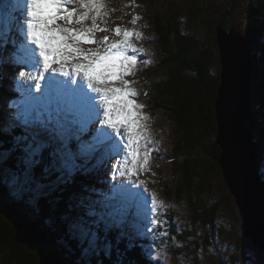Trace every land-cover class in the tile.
Instances as JSON below:
<instances>
[{"label": "trees", "instance_id": "16d2710c", "mask_svg": "<svg viewBox=\"0 0 264 264\" xmlns=\"http://www.w3.org/2000/svg\"><path fill=\"white\" fill-rule=\"evenodd\" d=\"M149 1L154 5H148L147 3ZM168 1L171 3V8L165 10V7L162 8V5L160 7L158 0H144L147 21L150 25L153 21L155 25L154 28L157 26L158 29L155 31L158 34L157 42L158 46H160L158 49V68H161V72L159 71L160 73L156 75V78H154V76L158 71L150 74L152 77L151 79L154 80L152 81L146 96H150V103L153 107L164 110L169 117L170 127L173 133V136L170 135L171 143H173L172 160L175 168L173 172L181 174L184 172L183 167L190 165L189 171L198 172L199 174L200 169L202 175H206L207 173H211L212 168L215 166L218 174L222 176L218 164L221 149L216 141L218 126L214 105L218 92L217 89L221 84V69L216 67V61L219 57L217 56V58H215L214 56V59H212L207 55L215 54L212 50V47L215 46V44L209 45L208 42L204 40L202 41V36H215V39H213L215 43H217L216 31L210 29L211 23H208L209 19L216 21L214 2L218 7L234 9L231 11V19H234L233 14L234 11L237 12V9L235 5H227L220 0H187L186 2L181 0ZM177 1H179V3ZM232 1L238 3L241 7L242 0ZM251 1L252 0H250V2ZM258 1L259 0H256L254 2L256 3ZM184 4H186V7H184ZM249 6L253 9L252 5L249 4ZM120 7L122 9L121 16L130 11V8L127 6L121 4ZM189 8L192 9H190L188 19H185L180 11L184 9V11L188 13ZM244 8L247 9L246 6ZM254 9L252 10L253 13ZM184 20H187L186 24L181 22ZM100 21L101 18L99 19V24ZM247 21V24H249L247 27L258 30V36L255 37L259 39V41L256 43L255 38L252 39V42L249 38L248 40L251 44V53L253 54V66L251 70L252 78L256 77V72H258V76L261 75L262 77L260 81L259 78H257L255 80L257 82H254L255 87L252 89L253 99L254 96H256L257 103H260V109H264V72L262 71L264 68V54L260 55V52L264 51V40H260L259 38L264 31V21L261 23H253L251 20ZM106 22L107 21H104V23ZM219 24H225V22L221 21ZM250 29L247 30L249 32L247 36H250ZM217 51H219V46H217ZM6 57L8 58V56ZM255 65L258 67L256 68ZM198 67H201L202 69L200 70L205 71V73H200L199 70L197 71ZM170 68L171 71L169 73L165 72ZM187 70H191L196 76H193V79H190L191 77L187 74ZM144 78L148 80V82L150 81L148 76ZM252 103L254 105V100ZM253 113L255 114L254 111ZM256 114L259 115V111ZM262 117V122L264 124V112ZM255 119L256 117L253 118L250 124L251 127L253 126ZM258 125H260V129H258L259 132H256L255 134L264 136L262 123H259ZM4 132L7 131L2 127V114L0 113V141L3 144L13 142L11 149H5V152L9 150L14 152V141L16 137L14 130L9 128V132H7L8 137L4 136ZM18 134L19 131L16 132V135ZM259 141L260 143L263 142V140ZM212 149L214 151L210 152ZM90 152L91 151L88 150V152L83 153L85 156H88ZM209 152L210 154H208ZM208 155L211 156L212 159H210ZM259 159H261L260 155ZM178 161H182L183 167L178 164ZM2 163L3 161H0V164ZM81 164L83 165V169L78 173H74L75 187L71 186L73 188V193L75 192L76 186H81V182H85L86 185H93L92 183L97 184L98 182L95 177H92L87 173V171L90 170H85L87 168L84 166L83 162H81ZM8 171L12 172L9 168L0 167V261L2 263L71 264L72 262L73 264H123L122 261H126L128 255L133 256L129 253L134 252L142 255V251L145 250V247L151 248L152 250H150V254L148 253L152 256V260L149 261V264H157V262L163 264L161 261V258L163 259V257L167 261H170L171 258L172 260L175 259L173 255H167L166 249L168 245L166 240L163 242V237H165L164 232L158 246L154 247L155 238L153 236H155V234L152 236L151 233L147 232L148 223L146 218L143 217H136L131 229V234L134 236L133 238L140 243L139 246L134 245L133 247H129V245H127L125 248L123 246H118V248H114V250L108 254L106 249L110 250L111 246H109V244H104V242L101 247L104 246L106 247L105 249L100 248L95 254L92 252H85L84 248L86 246L78 244L77 241L70 236L68 231V224L70 221L77 216L86 215L93 206L98 208L104 204L114 207H120L121 205L114 201L107 202L106 199H103V202L97 201L94 196L87 194L86 192L82 194L81 197L77 196L76 201L78 204H72L69 202L68 198L61 197L60 190H58L60 193L55 191L53 194L41 196L42 199L39 203L36 201L33 192L19 190L18 186L14 184L13 177L10 176ZM192 177L195 178L193 175ZM174 179L176 180V175L174 176ZM202 179L206 184L200 183L199 185L194 186L193 184H195L196 181L192 180L190 175H185V178L181 179L180 182L183 186H179V190L182 192L176 190L171 195L168 194V197H174L177 193L183 194L182 196L184 197L183 192H185L187 197L184 198L188 200L191 206L193 205L195 216L197 217V220H194L195 226L189 225L185 228L186 230H183L184 232L182 234H177V226L171 228L172 232L170 231L169 233L170 235L172 234V236L169 235V246L173 245L172 247L178 249V252L180 251L181 253L179 255H183L186 245H190L195 250L198 248L200 249L201 256H204L202 262L199 263L198 261V264H216L217 262H214L212 259V257L215 256L206 253L205 243L208 238L205 231L200 232L198 226L199 222H202L203 226L205 225V227H207L206 229H208V226L211 223L213 224L215 217L222 212L216 205V201L208 195L212 192L207 185L208 180L205 178ZM10 181L12 185L10 184ZM64 193L66 195L69 192L65 191ZM213 193L214 195H217L216 191H213ZM7 194L11 196L14 202L6 197ZM56 194L59 196L60 200L56 197ZM195 200L197 202L194 204L190 202ZM44 201L50 206H46ZM14 203H16V207L14 206ZM134 209L139 208L134 206ZM10 215H13L12 218L9 217ZM198 215L200 221H198ZM162 216L163 214L160 215V217L158 216L160 221ZM139 218L142 220H139ZM159 225L160 223L157 224L158 227L155 226L158 232ZM18 231L24 233L28 232L29 235L33 234L35 238L33 244L25 240L26 244L29 245L26 247L17 237V234H19ZM178 239H181V242ZM210 241L218 247L219 242L212 238L211 233ZM147 244H149V246H147ZM180 247H182V250H179ZM161 248H164L163 253L160 251ZM155 250L157 252H155ZM101 251H104L102 259H106L107 261L105 262H103L99 256V252ZM10 253H12V255H17L16 257H12ZM106 254L109 256L106 257ZM33 255L35 257H33ZM158 255H160V258H158ZM220 255L221 257L219 259L221 260V264H226V262L230 263L228 259L224 260L223 253ZM17 258H19V260H17ZM37 259L40 261H37ZM191 259L193 260V257ZM260 261V264H264V260ZM137 262L135 264H137Z\"/></svg>", "mask_w": 264, "mask_h": 264}, {"label": "snow or ice", "instance_id": "6c2138e0", "mask_svg": "<svg viewBox=\"0 0 264 264\" xmlns=\"http://www.w3.org/2000/svg\"><path fill=\"white\" fill-rule=\"evenodd\" d=\"M72 3L73 0H24L22 18L17 17L15 21L12 19L14 13L8 11L5 16L0 9V27L5 32L23 34L22 58L18 63L36 72L32 76L20 70L19 77L33 80L37 90L35 93L32 91L33 84L24 87L25 98L10 125L16 131H23L15 137L12 156L8 158L0 154V161H3L0 167L12 170L13 182L20 191H31L36 197L47 196L57 190L68 191L69 202L74 199V194L70 192L75 183L74 173L83 169L77 161L84 148L83 134L88 130L86 123L77 118V112L86 109L90 116L94 115L102 125L107 126L106 129H97V132L114 146L113 155L118 158L114 170L128 176L131 182L132 175L137 171V141L142 139L139 131L133 135L134 126L139 124L133 119L139 115L133 109L144 107L130 98L138 95L133 89L109 83L108 77L96 69L98 64H103L109 75L114 74V70H119L121 75L132 72L137 56L129 55V51L136 53L142 50L135 48L130 38L133 35L141 37V33L116 26L115 33L123 39L111 42L108 36L97 39V31L107 30L99 24L103 0H78L79 10L75 7L69 10L67 6ZM62 14L67 24L75 23L80 27L72 28L67 24L48 26ZM88 20H91V25L87 24ZM16 24L19 29L14 27ZM58 43L63 50H58ZM83 43H99L107 47L100 53L85 49ZM57 73L68 79L60 80L55 75ZM40 81L45 82L44 88H41ZM129 83L122 81L123 85ZM85 84L90 92L85 90ZM125 132L128 133L126 136ZM122 136L125 137L123 141L118 139ZM147 164L145 153L140 168L147 169ZM151 198V210L155 212V193L151 194ZM159 223V219L148 220L149 225ZM124 224L122 211L104 204L98 208L93 206L86 215L72 219L68 231L72 239L86 246L85 252L95 254L112 232ZM151 231L148 228V232ZM129 247L132 245L129 244Z\"/></svg>", "mask_w": 264, "mask_h": 264}, {"label": "rangeland", "instance_id": "374dc122", "mask_svg": "<svg viewBox=\"0 0 264 264\" xmlns=\"http://www.w3.org/2000/svg\"><path fill=\"white\" fill-rule=\"evenodd\" d=\"M158 1L160 3V7L162 5L163 6L162 8L165 7V10H168V8H171V3L168 0H158ZM181 1L186 2L187 0H181ZM220 1L224 2L227 5H235L237 12L234 11V14H233L234 19H231L232 18V12L231 11L234 9L218 7V5L214 2V6H215L214 13L216 16V21H214L212 19L208 20V23H211L210 29H213L216 32H217V30H219L218 38L220 39V36L221 37L227 36V35H224L225 34L224 32H222V31L220 32L221 28L225 29V31L229 32L231 29L228 31V27H231V28L235 27L236 29L238 28V30H241L240 31L241 34H243L244 36L249 38L251 42H252V39L255 38L256 43H257L259 41V39H257L255 36H258V33H257L258 30L252 29V28L250 29V27H247L249 25V24H247L248 23L247 20H251V22H253V23H256V22L261 23L264 21V16H263L264 15V1L259 0L258 2L255 3L254 1H256V0H252L253 2L252 1L250 2V0H242L241 7L238 5V3H236L235 1H232V0H220ZM177 2L179 3V1H177ZM103 4H104V8L102 9V13L103 12L107 13L108 11H110L112 14L115 15V8L111 5V3L107 4V2L104 0ZM147 4L150 6L154 5L150 1ZM249 4L252 5L253 9L254 8L256 9V10L254 9V13L252 12L253 9H251V6H249ZM77 5H79L78 0H74L73 3L67 7L68 8L70 7L69 10H71V8H73V7L77 8ZM140 5L141 6L138 8V11L141 12L140 9L142 7L145 8L144 0H141ZM245 6L247 7V9L244 8ZM184 7H186V4H184ZM136 8L137 7H135V9ZM190 9H192V8H189L188 13H186L184 11V9L182 11H180L182 13V15L185 17V19H188ZM18 11H19V8L17 7L15 12H13V13L16 14ZM130 16H131V14L128 16V19ZM13 17H15L17 19L18 16L16 17L13 15ZM19 17H22V15H20ZM101 17H102V15H101ZM62 19H64L63 14H62ZM103 20L107 21V18H104ZM54 21L49 22L48 26L49 27H55ZM57 21L61 22V25L66 24L65 22H62L59 19H57ZM186 21L187 20H184L181 22H184L186 24L187 23ZM221 21H224L225 24L218 26L219 23H221ZM87 24L91 25V20H88ZM134 24L140 28V31L142 32V35H144V38L145 39L148 38L147 41H144L143 45L141 46V50L146 55V58L143 60V63L148 64L151 62V60H152V62L149 65V69L148 68H142L141 72H139V70H138L140 58L138 59L137 63L133 66V71L130 72L129 74L119 75L121 73L119 72V70H116L114 75H116V76L119 75V76H118L117 84H114V85L119 86V87H130L131 89H133L136 93H138V95H136L135 97H130V98L134 100L135 104L140 105L141 102L143 103V101L147 100L145 98V96L147 95V92L145 93L144 88L148 87L147 85H149V88H150V85H151L152 81L154 80V79H151L152 77L150 76V74L152 72H157V71L161 70V68H158V64H159V57H158L159 51H158V49L160 46H158V42H157L158 34L155 31L156 28H154L155 25H154L153 21H152V24L150 25L149 22L147 21V19L144 18L142 20L135 21ZM67 26L72 27V28L80 27V25H77L75 23L67 24ZM131 26H133V23L131 24ZM15 28L19 29V25L16 26ZM103 28H107V27L104 25ZM248 29H250V36H247V34L249 33L247 31ZM204 30H205V28H204ZM3 32H5V31L3 30L2 27H0V35L1 36H4ZM10 33L12 34V32H10ZM202 34H203V32H202ZM103 35H104V33H99V31H97L96 38L99 39V38L103 37ZM229 35H232V32L231 33L229 32ZM17 36H22V33H20ZM213 38L215 39V36H211V37L202 36V41L204 40V41L208 42L209 45L215 44V46L212 47V50L214 51L215 54L214 55L207 54V55H209L210 58H212V59H214V56H215V58H217V56L219 57V58H217L218 60L216 61V64H217L216 67L221 69L220 70V74H221V71H222V54L220 51H217V46H219V42L215 43ZM259 38H260V40H264V31L262 32V34L260 35ZM18 40H19V42H14L12 47H10V48L5 47L4 50L7 52H1V53H11V52H18V51L22 52L23 49L21 46L20 37H18ZM261 43H263V42H261ZM89 44L90 43H86V44L83 43L82 46L85 45L84 48L87 49ZM2 45H3L2 41L0 40V46H2ZM90 49H92L93 51H99L100 53H103V49L100 48L99 43H94V45ZM58 50H63V46L59 45V43H58ZM134 54L140 55V52H136ZM261 54H264V51H261L260 55ZM6 56L7 55H5V57ZM251 56H252V61H253V54H251ZM21 58H22V54L20 57L16 58V60H18V61L14 62V64H13L14 67L17 66V71H19L20 68L22 67V65H20L18 63L21 60ZM69 63H71V60H69ZM10 64L11 63L9 62V65ZM154 64H156V66H154ZM255 66H256V68L258 67L257 65H255ZM103 68H105V66L103 64H98L96 66L97 72H99V70H101V73L105 74V72H103V70H102ZM200 69H202V68L198 67L197 71L199 70L200 73H205V71L200 70ZM251 70H252V67H251ZM251 70H250V72H251ZM170 71H171V68L165 72L169 73ZM262 71L264 72V68L262 69ZM186 72L191 77L190 79H193V76H196L191 70H187ZM1 74H5V76H6V68L5 67H4V69H1ZM255 74H256V77H254L252 79H253V82L256 83L257 81H255V80L257 78H259V81H260L262 77H261V75L258 76V72H256ZM35 75H36V73L32 76H35ZM55 75L59 76L60 80H64L63 76H61L60 74L57 73ZM251 75H252V72H251ZM106 76H107V74H106ZM146 76H148L150 83L149 82L146 83V81H148L144 78ZM0 80H1V78H0ZM7 80H8V77H6V80L3 79L1 84H0V96L3 94V98H4L5 93H6ZM13 80L15 81V83L17 85H19L20 82H23V89L26 85L33 84L32 91L35 93L34 90H36V89L34 87V81L33 80L19 77L18 72H15L13 74ZM123 80H127L130 83L128 85H123L122 84ZM108 82L112 83L113 81L111 79H108ZM41 84H43V81L42 82L40 81V85ZM84 88L86 91L90 92V90L87 89L86 84L84 85ZM253 88H254V86H253ZM217 90L219 91V87ZM36 92H37V90H36ZM217 96H218V92H217ZM255 98H256V96H254V99H253V90H252V102L254 100V105H253L252 110L255 112L254 117H256V119L253 122L252 127L250 124H251L253 119L249 120V122H247V124L249 127H251L250 130H251V133L253 131V139H254L255 143H257V146L253 147V149H254V151L258 150L257 151L258 152V154H257V168H258V171L260 172V175H261V177L258 178V181L263 179V187L261 188V190H264V136H261L259 134H255L256 132H259V130H258V129H260V125H258L259 123H262L263 131H264V124L262 122V119H263L262 115H263L264 109L263 108L260 109V107H259L260 103L258 104L257 100ZM215 101H216V99H215ZM98 102H99V100H97V103ZM5 103L8 104V99H6ZM18 104L20 105L21 102H18ZM142 105L144 106L143 108H134L133 109L134 112L139 114L138 116L133 117V119H136L139 121L138 126H134L133 135L136 131H139L142 133V139L140 141H137V144L140 142L139 146H138V150H139L138 152H140V154L143 153V152H141L142 144L146 145L149 142L152 143V145L148 149V152H146L147 153V159H148L147 169L140 168V164H142L143 161L145 160V155L140 156V158L138 159V163L135 166L137 168V171L132 175L131 182H130L128 176L121 175L120 171L117 172L114 169L110 170V168H109L110 158H108V159L106 158L107 161L103 164L105 166V169L104 170L97 169L96 173L98 176L101 174L106 175V176L109 175L111 178L109 181H106L105 183L100 182L99 188H101L105 192V190H104L106 187L105 184H107V185H109L111 192H113V193L116 192V194L120 193L121 191L127 190L130 187L137 188L140 190H144L145 185L141 184V182H142V180L146 179V183L149 187V196H150L151 202H152L151 194L155 193V199L157 201L156 210L158 207H160V209L162 210V214H163V216L161 218V223L159 225V232L157 231V228H156V227H158L157 224H155V225H149L148 224V228L152 229L151 235L153 236V234H155V236H153V237L155 238L154 247H156V246H158V243L161 240V237H163V232H164V235L168 237L170 235L169 232L170 231L172 232L171 228L173 226H177V228H176L177 234L178 235L182 234L184 232L183 230H186L185 228L188 227L189 225L195 226L194 220L195 219L197 220V217L195 216V211L193 209V205L191 206V204L188 202V200H186L184 198V197H187V194L185 192H183L184 197L182 196L183 194H178V193L174 197H172V196L168 197V194L171 195L176 190H179V186L182 185V184H180L181 179L185 178V175H190V178L192 180L196 181V183L193 184L194 186H197L200 183H205L202 179V178H205L208 180L207 185L212 190V192L210 191L211 194H208V195H209V197L213 198L216 201V205L218 206V208L222 212L218 216H216L217 218L215 217L213 224L211 223L208 226V229H206L207 227H205V225L203 226L202 222H199L198 229L200 230V232L205 231L206 236L208 238L207 242L205 243L206 253L207 254H213L215 256V257H212V259L214 260V262H217L216 264H221V260L219 258L221 257L220 254H222V253L224 254V260L228 259L230 262V263L226 262V264H257L258 256H259V253L257 254V249L259 250L258 246L261 247V244L263 243L262 238H264V232H263L264 219L261 218L263 223L257 222V220H255V219H250V220L244 219L241 212L239 213V208H238V205L235 201V199H236L235 196L233 195V193H231L229 186H227L226 183H223L224 180L216 171L215 166H214V168H212V172L209 173L210 175L208 173L206 175H202L200 169H199V174H198V172L189 171L190 165H186L183 167L182 161H178V164L184 168V172H182L181 170H180L182 172L181 174L178 172H173V170H175L174 163L172 160V144L173 143H171V138H170V135L173 136V133H172V129L170 127L169 117L167 116L166 112H164V110H161L159 108L157 109V108L153 107L151 103H148V104L144 103ZM148 106H149V108H148ZM2 111L0 110L1 114H2ZM258 111H259V115H261V116L256 115V113H258ZM76 115H77L78 119L84 121L85 123H86L85 117H87V116L91 117V120L94 122V124L97 125L98 129H102V128L106 129L107 128L106 125H102L99 122V119H97L96 117H93L92 115L90 116L86 109L79 110ZM80 116L83 119L79 118ZM145 117H146V119H145ZM216 117H217V115H216ZM102 118L103 117L101 116L100 119H102ZM127 126L128 125L126 124L125 128H127ZM109 131H110V129H109ZM122 131H124V129H122ZM218 134H219V131L217 132V135H216V141L218 139ZM4 136L8 137L7 132H4ZM158 137H160L159 142H158ZM120 138L121 137H119L118 139H120ZM258 139L263 140V142L260 143V141ZM103 142L106 143L107 145L112 146V144L108 142V138H106L105 136H103L99 132L97 133L96 143H95V138L93 135H90L89 133L83 134L82 143L84 145V148H83L84 152H88V150H91V148L93 147L94 144L95 145H97V143L103 144ZM12 143L13 142L3 144L0 141V154H4L6 157L10 158L13 154V151L9 150V151L5 152V149H11ZM154 144H155V149L158 151L156 154L154 153V149H153ZM218 146L222 150V145L220 143H218ZM85 149H87V151ZM112 150L114 151L113 146H112L111 151ZM211 151H214V150L212 149V150H210V152ZM210 152L208 154H210ZM112 154H113V152H112ZM221 154H222V152H221ZM259 155H260L261 159H259ZM113 156L115 157V155H113ZM86 157H87V155H86ZM104 158H105V155L101 156L102 160H104ZM209 158L212 159L211 156H209ZM116 163H117V160H115V162L111 161V165H110L111 168ZM122 163H123V161H122ZM92 169L94 170V167ZM178 169H179V167H178ZM85 170L87 171L89 169H85ZM8 173H9V171H8ZM87 173H89V171H87ZM139 174H142V177L139 176ZM173 175L174 176L176 175V180L174 179ZM192 175L195 178H193ZM10 176L13 177V174H10ZM114 177L116 179H114ZM102 179L105 180L104 177ZM83 183H84V185H83ZM83 183L81 182L80 183L81 186H79V187L76 186L74 193H73V188L72 187L70 188V192L72 194H74V199H72V201L70 203L78 204V202L76 201L77 196L81 197L82 194H84L85 192L87 194L94 196L92 191H90V189L92 187H94L96 184H94V183H92L93 185L88 184V186L86 187L85 182H83ZM10 184L12 185L11 181H10ZM135 184H137V185H135ZM72 186L75 187V183ZM208 186H207V188H208ZM99 188H97V189H99ZM142 188H144V189H142ZM135 191L137 192V190H135ZM213 191H216L217 195H214ZM56 192L60 193V191H58V190ZM180 192H182V191H180ZM227 193H229V194H227ZM50 194H53V192ZM60 195H61V197H66L69 199V193H67L65 195L64 192H61ZM6 197L11 199L12 202H14L9 194H7ZM56 197L59 198V196L57 194H56ZM220 198H224V199H220ZM35 199L37 202L40 203V200L42 198H41V196L40 197L35 196ZM59 200H60V198H59ZM190 202H192L194 204L197 201L195 200V201H190ZM227 202H228V204H227ZM44 203L46 206H50L45 201H44ZM14 204L16 206V203H14ZM151 205H152V203H151ZM132 206L134 207V205H132ZM135 210L139 212V209H135ZM254 211H255V213H259V215H261V213L263 212V215H264V211L261 209H255ZM218 212H216V213H218ZM143 215H144V218H146L147 223H148L149 219H153V218L156 219V215L152 216V215L146 214L144 212H143ZM247 219H249V218H247ZM139 220H142V219L139 218ZM143 220H145V219H143ZM198 221H200L199 215H198ZM187 231H189V230H187ZM147 232H148V230H147ZM210 233L212 234V238H214L215 241L219 242L218 247L222 250H220L217 247V245L213 244L210 241ZM170 236H172V234ZM17 237L19 238V234H17ZM133 237L134 236L131 234L130 228L126 229L125 226H123L120 229H115L112 232L111 237L107 240L108 244H109V246H111V248H110V250L106 249V252L109 254V252L114 250V248H118V246H123L124 248L129 244H131L132 247L134 245L139 246L140 243H138V241L135 240ZM193 237H195V236H193ZM170 240H171V238H170ZM27 241L32 243V240H30V239ZM166 242L168 245V248L166 249L167 255L168 256L173 255L174 258L177 260H175V259L172 260V258L170 257L171 258L170 261H167L163 257V259L161 258V261L163 264H198V261H199V263H201L202 260L204 259V256L203 257L201 256L200 249H198V248H196V250H195L190 245H186L185 246L186 249L184 248L183 255H179V254H181L180 251L178 252V249H176L175 247H172L173 245L169 246V240H166ZM25 246L27 247L26 244H25ZM147 246H149V244H147ZM101 248L105 249L106 247L103 246ZM150 250H151V248L145 247V250L142 251V255H140L138 253H134V252L129 253V254H132L134 257L131 255H128V258H126V261H122V263L123 264H135L138 261L137 264H149V261L152 260V256L149 255ZM179 250H182V247H180ZM160 251H161V253H163L164 248H161ZM155 252H157V251L155 250ZM103 253H104V251L99 252V256H100L101 260L103 262H105L107 260L102 259ZM108 254H106L105 256L108 257L109 256ZM120 255H122V254H120ZM153 256H155V255H153ZM33 257H35V256L33 255ZM192 257H193L194 261L191 259ZM140 258H141V260H140ZM158 258H160V255H158ZM71 264H73V263L71 262ZM99 264H101V263H99Z\"/></svg>", "mask_w": 264, "mask_h": 264}, {"label": "bare ground", "instance_id": "6f19581e", "mask_svg": "<svg viewBox=\"0 0 264 264\" xmlns=\"http://www.w3.org/2000/svg\"><path fill=\"white\" fill-rule=\"evenodd\" d=\"M5 9L6 10H4V11H8L7 8H5ZM16 9H17V7L14 6L13 12H15ZM218 26H221V24H219ZM229 30L228 31L230 33L232 32V35H229V33L227 31H225V29H222V28L220 29V31L224 32L225 35H227V36H224V38L221 41H219V51L222 54V71H221V73L223 74V77L221 78V84H220L221 87H223L226 76L230 75V78L234 77V76H238L242 79L250 78L252 76L251 72H250L251 67L253 65L252 56H251V54H252L251 53L252 52L251 44H250L248 38L246 36H244L243 34H241V32H240L241 30H238V28L236 29L235 27H233V28L230 27ZM217 32H219V30H217ZM7 34H11V33L10 32H3L4 36ZM0 38H1V36H0ZM2 44H3V41H2ZM12 46H13V43L10 46H7V48H10ZM240 61H241V63L239 64ZM225 62L227 63L228 66H226ZM230 70H232L233 73ZM160 72H161V70H160ZM160 72L158 71L155 74L154 78H156V75L159 74ZM98 73H101V70H99ZM63 78H64V80L68 79L67 77H63ZM76 79L78 80L79 78H76ZM245 85H247V84L245 83ZM220 86H219L218 96H216V101H215L214 105H215V110H216V115H217V126H218V131H219L217 143H220L222 145V150H221L222 154L220 155V157L218 159V164H219V167L221 169V175H222L221 177L224 180L223 183H226V185L229 186L230 190L233 188V189L237 190L238 192L242 191V189L237 187V185L241 186L243 183H247L250 185L253 184L254 187L257 189L254 191V196L250 197L249 205H250V207L253 206L254 198L258 201L259 205H261L262 203H264V190H261V188L263 187V179L258 181V178L261 177L260 172L258 171V168H257V154H258L257 151L258 150L256 149L257 151H254L251 154V157H250L251 167L249 169L250 174H248V177L241 175V174H243V175H245V174H244V172L239 171V166L237 164L238 161L236 159L230 157V155L232 153L233 154L235 153L234 152L235 148L233 147L234 141H230L229 128L233 127L234 124H236V122L240 123L243 121H245L244 124L247 125V127H249L247 122H249V120L254 118L253 111H251L252 116H251L250 112H248L247 114H244L247 111H244V110L242 111V109L239 106L240 101H242V100L247 101L248 100L250 105H251V108H253V103H252V89H253V87H247L246 86L248 88V90H247V93L242 96V99L236 98L234 101H231L225 95V93H220ZM44 87H45V82L43 81V84H41V88H44ZM34 91L36 92V90H34ZM231 93H232V91H231ZM236 96H237V93H236L235 97ZM227 100L230 103L228 105H225L224 102ZM230 116H231V118H230ZM223 117L225 119L224 122H222ZM225 123L228 124V128H225ZM221 139H223V142H221ZM252 139H253V135H252ZM256 146H257V143H254V147H256ZM85 150L87 151V149H85ZM89 151H91V150H89ZM111 152H114V151L112 150ZM82 154H84V153L82 152ZM115 177H114V179H116ZM106 178H108L110 180L111 177L108 175ZM105 186H106L104 189L105 193L106 194H112L113 192H111L109 185L105 184ZM142 189H144V188H142ZM135 190H137V192ZM128 191H129V193L126 194ZM227 194H229V193H227ZM118 195L122 198H123V196L129 195V199H130L132 205H134L136 208H139L140 210L142 209L146 214L152 215L150 213L151 209H152V205L150 204V202L147 199L143 198V196L149 195V194H147L145 189L140 190L137 188L130 187L127 190L121 191L120 193H118ZM141 195H143V196H141ZM244 197H246V196L244 195ZM246 199L248 200L247 197H246ZM112 201L119 203V197L114 196V200H112ZM143 203L146 205V207L143 205ZM155 212H156V210H155ZM154 215H155V213H154ZM253 215H254V213L250 212V211L246 213V216H248V218L253 217ZM55 248H57V247H55ZM259 249H260V247H259ZM37 261H40V260L37 259Z\"/></svg>", "mask_w": 264, "mask_h": 264}, {"label": "water", "instance_id": "95a60500", "mask_svg": "<svg viewBox=\"0 0 264 264\" xmlns=\"http://www.w3.org/2000/svg\"><path fill=\"white\" fill-rule=\"evenodd\" d=\"M225 35V34H224ZM224 38V36H220L219 41H221ZM241 63V61L239 62V64ZM226 66L227 63L225 62ZM249 64V63H248ZM232 72V70H230ZM233 73V72H232ZM223 77V74H220V78ZM253 79L252 76L250 78H246V79H242L238 76H234L230 78L229 76L225 77V82L223 84V87L220 86V93H225V95L231 100L234 101L236 98L242 99V96L245 95L247 93L248 88L247 87H253ZM245 83L247 85H245ZM247 86V87H246ZM232 91V93H231ZM237 93V96L235 97ZM230 102L227 100L224 102L225 105H228ZM239 106L242 109V111H247L244 114H247L248 112H250L251 116H252V108L251 105L249 103V101H240L239 102ZM254 115V114H253ZM231 118V116H230ZM225 119L224 117L222 118V122H224ZM245 121L243 122H236V124H234L233 127L229 128V137H230V141H234V145L233 147L235 148V153L232 155H230L231 158L236 159L238 162V166H239V171L244 172L245 175L241 174L242 176L248 177V174H250V167H251V154L252 152H254V139H252V135H253V131L251 133L250 128L251 127H247V125L244 124ZM225 128H228V124L225 123ZM221 142H223V139H221ZM245 179V178H244ZM240 189H242V191L238 192L235 189H231V193H233V195L235 196V201L238 205L239 208V213L241 212V214L243 215L245 220H250V219H255L257 220V222H261L263 223L262 219H264V215L263 212L261 213V215H259V213H255V209H261L264 211V203H262L261 205H259L258 201L254 198V203L253 206L250 207L249 205V200L250 197L254 196V191L257 189L254 187V185H250L247 183H243L241 186H238ZM244 195L248 198V200L246 199V197H244ZM1 206V204H0ZM15 206V204H14ZM16 207V206H15ZM253 212L254 215L253 217L248 218V216H246L247 212ZM13 215H10L9 217L12 218ZM262 218V219H261ZM263 232H264V225H263ZM19 239L20 241H22L24 244H26L25 240H32V244L35 241L34 235L31 234L29 235L28 232H19ZM21 235V237H20ZM262 238V237H261ZM263 243L261 244L260 249H257V254L259 253L258 256V262L257 264H260V260H264V238H262ZM27 245V244H26ZM28 246V245H27ZM262 251V252H261ZM261 253V254H260ZM10 255H12V253H10ZM17 255V254H16ZM16 255H12V257H16ZM17 260H19V258H17Z\"/></svg>", "mask_w": 264, "mask_h": 264}]
</instances>
